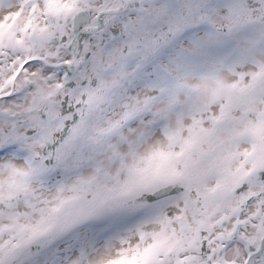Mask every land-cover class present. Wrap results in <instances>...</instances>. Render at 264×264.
I'll return each mask as SVG.
<instances>
[{
    "label": "snow or ice",
    "instance_id": "6c2138e0",
    "mask_svg": "<svg viewBox=\"0 0 264 264\" xmlns=\"http://www.w3.org/2000/svg\"><path fill=\"white\" fill-rule=\"evenodd\" d=\"M0 264H264V0H0Z\"/></svg>",
    "mask_w": 264,
    "mask_h": 264
}]
</instances>
